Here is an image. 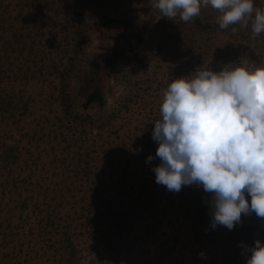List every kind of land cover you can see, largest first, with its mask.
Listing matches in <instances>:
<instances>
[{
	"label": "rangeland",
	"instance_id": "obj_1",
	"mask_svg": "<svg viewBox=\"0 0 264 264\" xmlns=\"http://www.w3.org/2000/svg\"><path fill=\"white\" fill-rule=\"evenodd\" d=\"M17 1L23 4V0ZM41 4L46 6L39 18L50 19L43 28L45 33L32 47L24 42L26 47L22 48L23 41L18 44L24 72L34 74L23 89L28 113L13 119L16 122L0 117V130L7 143L20 148L13 173L20 177L25 194L39 198L47 211H58L62 206L70 210L69 216L76 211L79 215L72 217L85 219L82 223L91 224L94 236L108 240L113 222L100 210L112 205L128 212L130 205L129 217L136 218L137 210L146 214L143 206H148L145 198L138 196L151 188H163L156 183L153 170L160 160L152 131L154 122L161 118L160 107L171 81L188 77L201 66L215 72L231 70L238 64L260 66L264 62V33L254 37L250 29L241 37L237 29L231 31L229 27L201 31L189 23L142 21L143 40L134 44L132 40L115 39L121 27H103L100 23L103 16L117 13L144 16L145 10L137 1L40 0ZM21 5L15 9V23L23 34L22 20L28 8ZM200 10L222 14L210 4ZM116 45L121 46V53L102 74L97 68L107 60L104 48ZM94 69L101 76L104 104L83 109L85 91L78 81L82 72ZM60 75L63 81L58 79ZM195 187L204 191L196 184L184 185L178 192L163 193L159 203L179 212L172 225L177 229L175 237L164 245L170 253L167 260L185 256L192 264H247L239 249L243 240L239 226L229 230L222 225L213 227L212 221L197 222ZM245 195L251 200L246 189ZM58 218L57 214L51 219ZM173 218L174 213H170L171 222ZM134 224L133 230L141 231L145 221ZM260 226V239L255 236L262 241L264 222ZM168 229L169 225L157 230L158 240ZM140 253L133 249L128 256L138 258ZM124 254L121 251L119 255ZM153 255L151 247L141 258ZM115 256L114 251L106 252L101 264H114Z\"/></svg>",
	"mask_w": 264,
	"mask_h": 264
},
{
	"label": "trees",
	"instance_id": "obj_2",
	"mask_svg": "<svg viewBox=\"0 0 264 264\" xmlns=\"http://www.w3.org/2000/svg\"><path fill=\"white\" fill-rule=\"evenodd\" d=\"M124 1L129 3L137 1L145 12L142 17L124 13L103 16L101 26L121 27V32L115 39L132 40L134 44H139L143 40L142 23H140L142 21L148 23L158 21L168 25L185 23L180 20L179 15L174 20L163 17L162 13L152 6L153 0ZM253 2L255 8L264 10V0H253ZM22 3L21 5L17 0H0V117L12 120L20 119L28 113L29 104L23 89L29 77L34 75L24 72L22 62H19L18 44L23 41L22 48L26 47L24 42L27 43V47H32L35 39L37 41L45 33L44 26L50 22L48 17V20L39 18L45 5H39L40 0H23ZM20 5L28 8L22 20L25 23L22 27L23 34L19 32V27L15 23L18 13H15V9ZM30 12L34 16H31ZM254 15L255 12L253 18ZM219 16L200 10V14L188 23L201 31H211L219 27L217 23ZM229 28L231 31L237 29L241 34L239 36L246 37L243 34L251 29V20L247 27L237 23L230 25ZM104 49L108 52L107 60L103 66L97 68L102 74L107 73L108 64L111 66L112 61L121 53L120 45ZM98 70L94 69L93 72L87 70L80 75L78 82L83 92L85 91L81 104L83 109L90 106L102 107L104 104ZM58 79L63 81V76L60 75ZM19 149L17 144L7 143L4 133L0 130V264H101L103 254L111 251L116 255L114 264H177V261L178 264H192L185 256L180 260L178 258L167 260L170 253L164 245L175 237L177 229H173L172 225L177 222L179 212L176 208L169 211L171 206L168 204H159L163 193L170 192L164 185L162 190L151 188L144 196H138L144 197L148 206H143L147 211L146 214L137 210L136 218L129 217L132 209L130 205L128 212L123 207L117 208L112 205L100 210L102 215L108 216L107 220L110 218L113 222L109 225L110 238L103 240L99 236H94V229L90 223H82L85 219L72 217L74 214L79 215L76 211L70 216V210L64 206L58 211H47L41 206L39 198L25 194L24 187L20 184V177L17 173H13V166L18 161ZM123 149L126 150L125 147ZM193 195L194 201L199 205L198 213L195 215L197 222L202 224V219L212 221L211 196L197 187L193 188ZM246 199L250 204L251 200ZM170 213H174V218L171 219L174 222L169 219ZM57 214L58 220L51 219ZM136 220L145 221L141 231L133 230ZM263 222L264 218L257 217L254 212L248 215L242 213L241 222L236 224L240 227L238 232L243 238L240 242L252 246L254 239H257L255 235L258 236L257 227ZM243 224L245 227L241 226ZM168 225V231L163 230V238L158 240L155 233L158 229L167 228ZM261 242L263 243L264 239ZM151 247L154 249L153 257L141 258ZM133 249L141 250L140 257L128 256ZM239 249H242L241 245ZM121 251L125 252L124 256L119 255ZM247 251L242 249L243 259L251 256Z\"/></svg>",
	"mask_w": 264,
	"mask_h": 264
},
{
	"label": "clouds",
	"instance_id": "obj_3",
	"mask_svg": "<svg viewBox=\"0 0 264 264\" xmlns=\"http://www.w3.org/2000/svg\"><path fill=\"white\" fill-rule=\"evenodd\" d=\"M209 4L222 13L220 29L247 27L251 20L253 36L264 33V10L253 0H153L152 6L163 17L179 15L188 23ZM160 117L152 131L160 160L153 169L156 183L177 192L184 185L202 186L211 195L213 227L231 230L242 213L264 218V62L220 72L201 66L172 80ZM241 248L251 251L247 264H264L259 239L252 246L242 242Z\"/></svg>",
	"mask_w": 264,
	"mask_h": 264
}]
</instances>
